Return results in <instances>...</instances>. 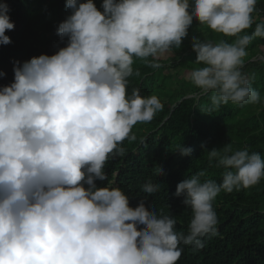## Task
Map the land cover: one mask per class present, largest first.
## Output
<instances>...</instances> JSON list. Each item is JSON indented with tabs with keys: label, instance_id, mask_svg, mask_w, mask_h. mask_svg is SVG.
<instances>
[{
	"label": "clouds",
	"instance_id": "1",
	"mask_svg": "<svg viewBox=\"0 0 264 264\" xmlns=\"http://www.w3.org/2000/svg\"><path fill=\"white\" fill-rule=\"evenodd\" d=\"M257 0H67L71 14L59 24L56 54L16 62L14 82L0 88V264H177L181 244L204 247L216 234L213 202L221 192L248 189L264 179L259 153L231 144L204 152L225 169L222 182L196 175L178 183L175 195L192 210L187 234L177 221L157 216L141 200L135 208L108 179L110 158L123 156L132 129L163 110L156 95L127 92L134 59L153 68L181 47L194 20L231 43L191 39L195 63L189 73L209 111L229 102L259 104L260 93L242 73L247 48L264 38L254 23ZM7 3L0 4V44L15 25ZM152 60H149V58ZM3 75V74H0ZM136 75H139L137 72ZM191 148L178 149L190 156ZM163 174L161 167L157 175ZM159 188L142 187L151 195Z\"/></svg>",
	"mask_w": 264,
	"mask_h": 264
},
{
	"label": "trees",
	"instance_id": "2",
	"mask_svg": "<svg viewBox=\"0 0 264 264\" xmlns=\"http://www.w3.org/2000/svg\"><path fill=\"white\" fill-rule=\"evenodd\" d=\"M86 2V0H80ZM7 3L14 30L6 31L11 43L0 44V88L14 82V66L22 65L33 57L54 55L61 43L57 29L70 14L67 0H0ZM101 11L103 0H94ZM254 23L264 22V0H257L253 13ZM193 36L213 43L235 38L213 32L198 21L193 22L188 37L181 47L174 48L158 61L159 68L134 59L133 75L128 78L127 92L134 89L142 97L156 95L163 110L147 123H138L132 129L134 141L121 145L125 154L110 158L104 171L108 179L97 181L98 187H118L135 208L141 200L157 216L169 215L176 219V231L187 234L193 218L192 210L183 204V197L175 195L178 183L205 171L201 180L222 182V167L209 162L204 152L231 144L234 150L247 149L259 153L264 159V38L256 37L247 48L243 74L250 78L251 86L262 97L259 104L236 105L229 102L218 110L209 111V95H199L191 80L179 79V73L202 67L195 63L191 48ZM149 60H152L150 57ZM139 75H136V73ZM191 148L190 156H182L181 146ZM161 167L163 174L158 176ZM151 181L158 190L149 195L142 187ZM217 215L216 234L203 237L204 247L194 249L181 244L182 255L177 264H264V179L257 185L232 193L221 192L213 202Z\"/></svg>",
	"mask_w": 264,
	"mask_h": 264
},
{
	"label": "rangeland",
	"instance_id": "3",
	"mask_svg": "<svg viewBox=\"0 0 264 264\" xmlns=\"http://www.w3.org/2000/svg\"><path fill=\"white\" fill-rule=\"evenodd\" d=\"M178 78L179 79L186 80V81L190 80L189 79V73L188 72H181V73H179V77Z\"/></svg>",
	"mask_w": 264,
	"mask_h": 264
}]
</instances>
